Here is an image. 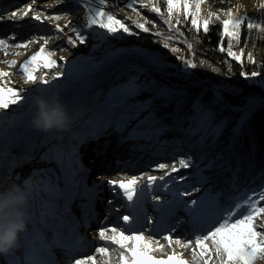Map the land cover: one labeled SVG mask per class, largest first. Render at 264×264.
Here are the masks:
<instances>
[{
	"label": "rangeland",
	"instance_id": "374dc122",
	"mask_svg": "<svg viewBox=\"0 0 264 264\" xmlns=\"http://www.w3.org/2000/svg\"><path fill=\"white\" fill-rule=\"evenodd\" d=\"M107 1L109 2V0ZM112 1L115 4L110 5V8H112L116 13L118 12L119 4L121 6H123V4L121 3V0ZM239 2L244 5L242 10H238L236 7L238 0H205V2L201 5V15L202 17H206L210 11L217 12L223 19L226 18L223 16V12H226L229 8H231L235 15L247 17L243 23L246 28L248 22L259 23L264 26V8L260 7L261 4H264V0H239ZM23 3L27 4L28 0H24ZM146 3H148V0H146ZM37 4L38 5H35V3L32 4L34 10L41 11L47 16L60 15L62 17V19L58 21L43 19L42 22H39L32 19L34 13L29 12L28 15L31 17L33 24L41 30L39 32V36L49 39L47 48L55 51L56 55L54 58L57 60V67L52 69H45L41 67L36 72L37 77L45 76V74L52 75L47 85H44L40 79H37L35 83H24V77L19 69V65L26 59H20L14 67H10L11 62L15 58L25 57L28 59L39 50V47L43 44V40L38 39V37L34 35V31L26 35L30 40H38V43H34V46L30 47V52L25 54H9V56L4 59L6 66H8L11 69V72L13 71V74L15 75L14 79H11L9 76L6 78L10 81L9 86L23 89L21 94L27 97V99L18 104L19 106L13 105L7 110L0 109V130L5 126V122L7 121L6 118L18 115V113L30 107L33 103H35V99L40 97L41 93L45 92L46 88L51 84H55L56 86L58 85V88H60L71 80L77 79V76L86 70L95 71V62L99 61V56L101 54L105 55L104 51L112 46L115 41L120 40L107 35L105 37L104 30L95 27L92 29L87 28V16L89 15L88 9L90 7L100 6L95 0H41V2H38ZM16 6L13 7V9L17 8ZM113 6L115 8H113ZM18 9H21V7ZM105 11L107 10L105 9ZM148 11L151 12L150 7L148 8ZM57 24L61 25L60 27H63L70 35H72L74 39L75 34L71 31V28L76 27L80 29L82 34L87 37L86 42L84 44H80L79 41H77V46L73 48L67 43L68 39L64 35H67L65 31L62 33L55 31ZM65 24H69V26L65 27ZM28 29L29 27L23 26L24 31H28ZM167 34L170 33L168 32ZM260 34L264 33L260 32ZM4 36L6 38L11 37L12 33L7 32ZM22 40L24 39L21 38V41ZM105 40L107 41L105 42ZM122 40H135L142 49L160 57L158 58L159 60L169 62L165 58L172 55V52L162 48V45H157L153 42H145L137 36ZM11 42H9V44H11ZM171 42L181 43L182 41L177 38ZM158 43L162 44L161 38ZM233 51L240 53L241 48L233 49ZM248 53L249 52L246 53L245 57L243 56V61H249L247 56ZM176 54L182 56L181 52ZM60 57H64L65 59L61 60ZM133 57L132 53L125 54L119 64V69L109 72L104 76V80L98 83L95 81L94 87H92L91 84L97 76L96 73L93 74L94 77L92 79L83 82L82 85L79 86V89L77 90L79 91V98L74 100L73 103L69 105L71 108L66 107L68 112L73 114L79 109L78 107L83 106L85 98L87 96H89V98H87L85 102L87 104H84V106L81 107V111L79 110L78 114L73 117L70 127L63 131L53 129L47 131L41 137L31 140L29 145L33 144L34 146L27 149L26 154L29 155L26 156V159L24 157V159L19 162L17 161L18 158L15 159L12 157L11 163H14V167L12 169L9 167L8 173L5 177L8 182L4 184L5 180L1 184L0 191L10 187L12 183L22 185L28 188V200L32 204L39 203L40 207H43L41 211H44L46 207L49 210L55 211L59 203H53L52 201H56L55 194L63 195L65 181L71 179V173L68 171V168L70 167L72 169H76L75 176L78 181V183L73 187L76 188L78 186H82L90 190V194L94 197H99V200L95 199L94 207V223L97 225V228L100 229V227H104L102 223L111 219L114 216L113 214L117 213V210H119L121 215H118L117 217L114 216V221L107 227L118 226L123 229L124 227L121 224L123 221L120 218L129 212L123 210V207L121 206L123 204H120V202L116 200V195L121 196L119 201L123 200L122 197L124 196L118 188L114 190L113 187L108 184L110 177L115 178L117 181L123 180L125 182L130 180L133 176L143 177L138 181V185L144 186L147 181V176H165V172L170 171L174 161H178L180 158L191 157V167L187 169H179L178 172L172 173L171 176H165L164 181H160L158 179L152 190L145 191V194L147 195V197H144V199L147 198L145 203V206L147 207V217H151V214L153 213L152 211L156 208L158 203L157 201H153L151 199V196L153 195L160 197V205H166L168 201L174 200L188 202L189 204L192 200H197L199 204V201H207L210 197H218L220 204L225 206L235 202L233 198H235L239 188L236 172L238 168H235L234 170L229 162L231 153L234 155L235 161H238V157H236L233 153V147L229 145L216 151L213 154L215 155L213 156L214 159L211 157L206 158V154L198 156L197 153L194 154V151L188 148L186 140L179 139L184 138L187 131H184L182 132L183 134H181L178 130L179 126L172 124L171 121L174 118L176 120L174 122L178 123L182 118L181 115L178 117H175L174 115L173 118L170 115L176 111V105L171 102V98L174 99L175 97H182L184 89L181 88L183 86L185 88L184 83L187 82V77L183 76L181 73L189 75L192 74L193 69L189 70L187 66L178 67L172 62H169L170 65H173L176 68L164 67L160 65L159 67L144 65L141 63V59L136 60L133 59ZM170 69L173 71H169ZM253 71L260 73V75L254 78H246L244 76V78L249 83L255 84L264 90L263 74L257 70ZM56 72L63 73L62 76L56 78L58 79L57 81L56 79H53ZM251 72L249 73V76ZM17 77H19V79ZM131 77H138V83L146 85V89L141 91L134 99L128 100L124 106L114 107L116 104L114 90L120 87L122 83L127 82ZM158 80L160 83L156 85L154 81ZM50 81L53 82L50 83ZM177 82H179V85H176ZM92 88L94 91L87 94V91ZM161 91L166 94L162 95ZM225 91L227 92V90ZM112 92L114 93L113 96H111L113 94ZM150 100L153 101V104ZM159 105H161V107H159ZM254 105L258 106L256 103H254ZM168 110H170L171 113H167ZM239 111L240 108L231 107L232 113ZM135 112L139 113V117H134ZM154 113L155 116L160 118L159 120L163 123L152 127L150 124H147L146 121L149 116ZM227 116L229 120H232L233 114H229ZM141 120H143V122H141ZM224 120L225 117L220 122H217L212 126L211 130L213 133L220 135L225 134L222 131ZM191 123L192 122L189 124L191 125ZM241 123L242 121L240 120L234 129H232L235 134L238 132ZM192 126L193 124L191 127ZM86 142L92 143L90 145H85ZM178 148L183 150L180 151ZM186 150L189 153H186ZM94 151L95 153H92ZM69 153L71 155L67 156L68 164L66 166H61L55 159H53V157H57L62 154L67 155ZM37 154L41 160L40 166L35 165L34 157ZM90 154L94 155L90 156ZM220 157L222 158V161L218 163ZM48 160L51 162H48ZM26 161H28V164H22ZM119 161H121V163H118V165L114 168L109 169V166ZM200 162L201 164H198ZM160 163L168 164L169 168L159 170L157 165ZM90 165L94 166L95 169L90 172H85V168H90ZM104 166H107L108 168L102 169ZM177 167H179L178 163ZM22 169H26V172L22 173ZM226 172H229L231 176L225 183L223 178L225 177ZM79 173L83 174V176ZM86 173L89 174L86 175ZM120 175H125V177L120 179ZM216 175L219 177H216ZM19 176H21V181L17 180ZM180 176L187 177V179L175 182L172 180V177ZM207 176H211L210 182L213 181V186L211 185V188L222 184V187H220L221 189L216 187V189L207 190L204 188L205 186H203V183H206L205 178ZM26 180L28 186L25 184ZM49 180L52 181L53 185L58 186L60 189L59 192L54 191V193H45L47 191L46 186L48 185ZM164 183L169 184L167 190H164L161 187ZM97 186L103 187L96 188ZM197 188H199V191H195ZM185 191L191 192V195H176L178 192ZM218 193H220V195H218ZM244 194H246V192H244ZM64 202V200L61 201V203ZM52 204H55L56 207L53 208L51 206ZM261 205L264 206V202H261ZM69 206V208H65V212L67 214L74 211L72 210L71 203H69ZM104 206L108 208L103 210L104 208L102 207ZM59 207L64 210L65 205H63V207L59 205ZM111 210H113V213L108 212ZM217 211L218 209H215L212 206L207 208L208 214H212ZM98 212H100L99 215ZM175 213H179V217L174 216L169 224L161 225L159 223H155L156 220L161 218V213H159L156 217L154 212V216L156 218L152 219L151 224L146 222V225L142 228L141 231L144 232L146 238L151 236L152 242H156L158 240L159 245H164L162 249L165 251L164 254L152 255L150 253V255H152L156 260L165 261V264H176L175 258L172 260L168 259L172 256L173 252H175L180 255L183 260L187 261L188 264H197L192 257L193 249L191 247L187 249L183 248L180 245H177L174 241L177 238L182 241L189 239L194 240L195 235L200 234L201 229L199 227L195 229L190 228L189 230L181 229L178 231V229L175 228L180 227L184 222L182 215L188 216L189 211L182 206L177 208ZM189 221L193 222L192 216L189 217ZM98 222H100L99 225ZM154 226L157 230L161 231V234L152 233ZM258 230L264 231V229L259 228ZM76 231L78 234L82 235L80 237L83 239L95 238L97 242L95 248L106 245L98 236H96V234H92L91 236L90 231V234H87L85 231L81 230L78 225ZM168 231L171 232V235H173V242L170 246L167 241L162 239V236L170 234ZM188 234H190L189 238L187 237ZM94 243L95 242H93L89 248H91ZM107 246L111 248L109 255L103 258L98 257V259L102 262L99 261L97 264H105V262L106 264H112L113 260H116L118 264H122V262L119 261L122 249L116 245ZM196 251L199 252V249H196ZM83 257L84 256H79L77 259ZM75 260H73L71 264H74ZM257 264H264V261L258 260Z\"/></svg>",
	"mask_w": 264,
	"mask_h": 264
},
{
	"label": "snow or ice",
	"instance_id": "6c2138e0",
	"mask_svg": "<svg viewBox=\"0 0 264 264\" xmlns=\"http://www.w3.org/2000/svg\"><path fill=\"white\" fill-rule=\"evenodd\" d=\"M36 0H32V3L27 4L23 9H17L16 11H11L9 14V19H14L17 17L18 12L21 13V19L27 17L29 12H33L32 19L35 21L42 22L43 19L49 20H60L62 17L60 15L47 16L33 9L32 4ZM166 10H162L155 0H148V3H144V0H140L142 8H149L152 13L157 14L167 26L169 35L165 36L159 28L154 24L153 21L144 19H135L132 21V25H129L125 21L118 19L114 14L109 11H105L104 5L106 0H97L99 7H90L88 9L89 15L87 16V28L92 29L93 27L104 30L107 35H115L117 33H124L128 35H137L136 32L132 30L134 26L135 29H139L144 33H149L151 28L147 25H152V28H156L153 35L160 37L162 46L164 48H169V42L177 39V36L183 37L184 33L181 31V25L187 22L190 18L191 28L199 33L200 29H203L204 33H208L210 30V25L214 21H219L222 24L221 41L219 44V51L221 53L227 52V56L232 60L243 63L244 49L242 48L240 53L233 51L234 42L239 44L241 42V26L247 19L246 16H237L233 13L232 9L229 8L226 12H223V16L217 12H209L206 17L201 15V5L205 0H165ZM135 0H132L128 4V7L136 12L134 7ZM264 8V4L260 5ZM223 11V10H221ZM139 16V13H137ZM66 18V17H64ZM69 24H65L68 27ZM247 28L249 30L257 29L259 32L264 33V26L259 23H247ZM56 32L62 33L63 28L59 24L55 27ZM71 31L75 34V39L71 36L68 37L67 43L73 48L77 46V41L80 44L86 42L87 37L82 34L81 30L72 27ZM227 38V48L223 46L224 38ZM15 39V37H11ZM43 40V44L39 47V50L26 59L23 63L19 65V69L23 74L24 83H35L37 79H40L44 85L48 84V80L45 76L37 77L36 72L39 68L43 67L45 69H52L57 67V60L54 58L55 51L49 50L47 45L49 44V39L43 36L39 37ZM187 43V41H185ZM31 43H38V40H28L24 43H16L14 47L16 48H26ZM12 45L9 44V38H0V47L7 49ZM189 49L193 48L192 43H187ZM170 51L172 53L180 52L179 47H171ZM7 55V52H5ZM248 60L255 63L252 53H248ZM64 60V57H60ZM151 62L154 64L159 63L158 58L151 57ZM16 61H12L10 67L16 65ZM184 63L188 68H196L197 64L193 63L192 60H185ZM201 65L204 61L200 62ZM213 71H219L213 68ZM10 74L8 72L0 70V109L7 110L10 106L18 105L25 101L27 97L22 95L23 89H18L10 87V81L6 79ZM63 73L56 72L53 79L59 78ZM242 76L246 78H254L260 75L258 72H251L250 76L246 72L241 73ZM146 89V85L138 83V77H131L125 84L121 85L115 89L116 104L115 106H124L129 99H134L140 94L141 91ZM161 94L164 95L163 91ZM67 155H60L53 157L61 166H66L68 164ZM177 163L179 167H177ZM192 166L191 157L180 158L178 161H174L169 172H165V176H171L172 173H176L179 169H187ZM159 170H165L169 168L166 163H160L157 165ZM71 173V179L65 181L64 191L71 193L72 187L78 183L76 180L75 172L76 169L68 168ZM165 176H147V181L144 186H139L138 181L143 177L133 176L127 182L121 180H109L108 184L115 190L118 188L123 196L128 201V206L132 210V215H123L122 219L124 225L128 226L126 229H121L116 227H101L98 231V235L101 241L106 242L105 246H99L95 248V252L92 255L84 256L83 258L76 259L74 264H97L98 257L103 258L108 256L111 248L107 245H116L122 251L120 252V260L122 264H165V261L156 260L151 252L157 249L153 247L152 237H145L144 232L136 228L131 227L132 221L135 218L136 222H140V212H143V201L144 193L146 190H152L153 186L156 185L157 180L164 181ZM187 177H172V180L180 181L185 180ZM27 182H25L26 184ZM164 190L169 187L168 183L161 185ZM46 190L59 192L60 189L57 185H53L52 181L49 180ZM199 191V188L195 189ZM177 196H187L191 195V192H178ZM135 198V200H134ZM153 201H157V206L155 210L161 213L162 216L172 215L177 208L185 207L190 215L193 217V221L200 226V234L195 235L194 240L189 239L182 241L181 239H175V243L183 248H192V257L197 264H257V261H264V231L259 229H264V206L261 202H264V186L260 189L246 193L242 196L235 197L234 203L230 205H221L218 197H210L207 201L192 200L190 204L188 202H183L179 200L168 201L166 205H160V197L153 195L151 196ZM198 205V206H197ZM53 208L56 207L55 204L51 205ZM209 206L218 209L217 212L212 214L207 213V208ZM149 224L152 223L151 217H146ZM259 221V223H258ZM162 239L167 241L169 246L173 242V237L171 234L162 236ZM136 241H141L139 251H137ZM159 245V241L155 242ZM160 249H163L164 245H159ZM199 249V252L196 251ZM176 259V264H188L187 261L183 260L180 255L173 252L172 256L168 259ZM44 264V262H41ZM106 264V262H105Z\"/></svg>",
	"mask_w": 264,
	"mask_h": 264
},
{
	"label": "trees",
	"instance_id": "16d2710c",
	"mask_svg": "<svg viewBox=\"0 0 264 264\" xmlns=\"http://www.w3.org/2000/svg\"><path fill=\"white\" fill-rule=\"evenodd\" d=\"M95 1L97 2V0ZM130 2L132 0H121L123 6L119 4L116 13L110 8V5L115 4L112 0H109V2L106 0L104 8L129 25H132V21L138 18L141 22L144 19L153 21L165 36L169 35L167 34L169 32L167 26L157 14L149 12L148 8H142L140 0H135L134 7L137 11L133 12L128 7ZM144 3H146V0H144ZM155 3L162 10H166L165 0H155ZM113 8L115 7L113 6ZM137 13H139V16ZM147 26L151 28L149 33H144L133 26L132 30L137 35L120 32L115 35L104 33V36L107 35L120 40L137 36L145 42L162 45L158 43L160 37L152 34L156 31V28H152V25ZM180 27L184 36H177V38L182 42H170L167 50H170L171 47H179L182 56L172 53L171 56L165 59L178 67L186 66L185 60H192L193 63L197 64V67L193 68L192 74L181 73L187 77V82L184 83L185 88L184 86L181 88L184 89L183 96L171 99L172 103L176 105V111L171 113L168 110L167 113H171L172 118L174 115L175 117L182 116L178 123L174 122L176 121L174 118L171 121L172 124L179 126L178 130L181 134L187 131L184 138L179 139L186 140L188 148L192 149L194 154L197 153L198 156L206 154V158L211 157L214 159L213 156L215 155L213 154L216 151L231 145L235 156L238 157V161H235V157L231 153L229 162L234 170L238 168L236 172L239 188L235 197L242 196L244 192L250 194L264 186V90L255 84L249 83L241 73L246 72L249 74L251 71L257 70L264 76V34H260L256 29L249 30L245 24H242L241 42L239 44L234 42L233 49L243 48L244 57L247 52L252 53L255 63L251 61L240 63L228 57L227 52L221 53L219 51L220 33L222 32V24L219 21H214L209 26L208 33H204L202 28L199 33L192 29L190 18L187 22L182 23ZM185 41L192 43L193 48L189 49ZM223 46L227 48L226 37ZM162 48L164 47L162 46ZM201 61H204L203 65H201ZM213 68L219 71H213ZM169 71L173 70L170 69ZM179 82L176 85H179ZM154 83L158 85L160 81H154ZM113 95L114 93L111 96ZM150 101L153 104V101ZM231 107L240 108V111L232 113ZM139 113L135 112L134 117H139ZM229 114H233L232 120H229L227 116ZM224 117L222 131L225 134L213 133L212 126ZM159 119L154 113L149 116L146 123L152 127L158 126V124L163 123ZM240 120L242 121L241 126L235 134L232 129ZM190 122H192L191 125L193 124L192 127L189 124ZM178 150L182 151L183 149L178 148ZM185 152L189 153L187 150ZM221 161L222 158L220 157L218 163ZM198 164H201V162ZM218 175L216 177H219ZM230 176L229 172L225 173L223 178L225 183L230 179ZM210 178L211 176L205 178L206 183L210 182ZM206 183H203V186L207 190L216 189V187L221 189L222 184L211 188L213 181L209 183L210 185Z\"/></svg>",
	"mask_w": 264,
	"mask_h": 264
},
{
	"label": "bare ground",
	"instance_id": "6f19581e",
	"mask_svg": "<svg viewBox=\"0 0 264 264\" xmlns=\"http://www.w3.org/2000/svg\"><path fill=\"white\" fill-rule=\"evenodd\" d=\"M23 1L24 0H18V4L16 6L17 8H15V9H13V7H15V6H13L4 12H0V38H6L4 35H6L7 32H11L12 33L11 37H15V39H11V37H8L9 42L13 41L10 44L12 46L8 47L7 49L0 47V70L8 72L10 74L9 77L11 79H14L15 75L13 74V71L11 72V69L8 66H6V64L4 63V59L6 57H8L9 54H21V53L25 54V53L30 52V50H31L30 47L31 46L33 47L34 43L29 44L26 48H16V47H14V45L16 43H24V42L30 40L29 37H27L26 35L32 31H34V35H36L39 39V37H40L39 32L41 31L40 29H38L33 24V21H31L30 16L23 17L21 19V13H19V12H18L17 17L14 19H9V16H7L10 14L11 11H15L19 7H21V9H23L25 7V5L32 3V0H28L27 4L23 3ZM37 1L41 2V0L40 1L36 0L35 5H38ZM23 26L29 27L28 31H24ZM64 31L67 33V36L72 37V35H70L65 29H64ZM19 36H21V37H19ZM21 38H23L24 40L21 41ZM5 52H7V55H5ZM104 52H105V55L101 54L99 56V58H100L99 61L95 62L96 63V70L95 71L86 70L83 73H81L80 75H78L77 79L71 80L66 85H64L60 88H58V85L56 86L55 84H51L48 87V89L46 90V92H44V94L41 97L42 98H49V97L56 98L58 96L60 101L62 102V104L65 107H69V105H71L74 100H77L79 98V91H77V90L79 89V86L82 85L83 82H86L89 79H92L94 77L93 74L96 73L97 76L95 77L94 82L91 84L92 87H94L95 81L98 83V82L104 80V76L107 75L109 72H113V71L118 70L119 64L122 61V57L128 53L133 54V56H134L133 59H136V60L141 59V63H143L144 65H153V66L159 67V64L162 63L161 60H159V59H158L159 63H157V64L152 63L151 59H150L151 57H155V58H159V57L156 54L150 53V52L142 49L137 44V42L135 40H119V41L117 40L114 42V44L112 46H110ZM20 59H27V58H25V57L24 58H15L13 61L18 62ZM163 62H166V61H163ZM101 63H102V65H101ZM17 78L19 79V77H17ZM91 91H94V89L92 88L89 91H87V94L90 93ZM87 98H89V96H87L85 98V102H86ZM85 102L83 103V106H84V104H87ZM83 106H81V107H83ZM35 107H36L35 103H33L30 107H28L25 110H23L22 112L18 113V115H13L12 117L6 118L7 121L5 122V126L0 130V186L6 180L5 177L8 173L9 167L11 169L14 167V163H11V158L12 157H14L15 159L18 158L17 161H19V162L22 159H24V157L26 159V156L29 155V154H26L27 149L29 147L34 146L33 144L29 145L31 143V140L39 138L43 134L46 133L45 131L38 130V129L34 128L32 123H31L32 118L35 114ZM81 107H78L79 109L74 112L75 114L73 113L74 115L72 114L73 117H75V115L78 114L79 110L81 111V109H82ZM69 108H71V107H69ZM235 130H236V128H235ZM20 136H21V139H20ZM91 143L92 142H86L85 145H90ZM92 153H95V151ZM24 154H26V155H24ZM91 155L93 156L94 154H90V156ZM34 160H35V165L40 166L41 160H40L38 154L34 157ZM119 160H120V158H119ZM48 162H51V161L48 160ZM104 163H105V161H104ZM118 163H121V161L116 162L115 164L111 163L112 165L109 166V169L114 168L116 165H118ZM22 164H28V161H26ZM119 166H121V165H119ZM107 168H108L107 166H104L102 169H107ZM93 169H95V167L90 165V168H85L84 171L90 172ZM21 172L22 173L26 172V169L25 170L22 169ZM79 174L81 176H83V174H81V173H79ZM87 174H89V173H86V175ZM124 177H125V175H120V179H123ZM17 180H21V177H19ZM110 180H116V179L113 177H110ZM7 182H8V180H6V183ZM101 187H103V186H99V187L97 186L96 188H101ZM3 188H5V187H3ZM48 192L54 193V191H48V190L45 193L47 194ZM90 193H91L90 190H88L82 186L81 187L78 186L76 188L72 187L71 193L64 191L63 195L55 194L56 195V197H55L56 201H52V202L53 203L57 202L62 207H63V205H65V207L63 210L58 205L57 207L59 209L57 208L55 210V212H52V213L55 214L58 218H63V219H61L62 221L58 220L56 218H54L53 220L42 218L44 216V214H46V212H48L47 207L45 208L44 211H41V209L43 207H40L39 203L32 204L30 201H28V205H27L28 221L31 223H34V224H41V227L43 229L47 228V227H51L52 231H55L58 233H63V234L68 233V227L69 226L67 227L68 223L66 225V220L71 221L73 223H75V222H74L73 218L65 212L66 211L65 208L70 207L68 204L70 201H71L70 203L77 201L75 198H73V196H75L79 200L82 199L81 205H85L86 204L85 201H87L88 196L90 197V199L93 198L92 197L93 195H91ZM144 197H147V195L145 193H144ZM53 200H55V199H53ZM63 200L66 203H61V201H63ZM146 200H147V198L144 199V203H146ZM106 209H104V210H106ZM112 212H113V210H112ZM65 213H66V215H65ZM79 214H80V216H79L80 219L78 218L79 219L78 222L80 221L81 225H82V223H84V221L89 223V227L87 228L86 233L87 234L91 233L90 234L91 236H92V234H96V236L99 237V235H98L99 228H97V225H95L94 219H92V217L85 218L84 216H82L81 213H78V215ZM113 215L115 217L118 216L117 213H115ZM152 215H154V214H152ZM114 216L111 219H109L107 222L102 223V225L104 227H107L111 222L114 221V219H115ZM173 216H175V214L164 217V219H163L164 225L169 224ZM190 216H191L190 213L188 214V216L182 215V219L184 222L182 223V225L180 227L175 228V229H178V231H179L181 229L189 230L190 228H193V229L199 228L200 226L197 223H195L194 221L193 222L189 221ZM176 217H179V213L177 214ZM155 223H158V222H155ZM99 224H100V222H98V225ZM121 224L124 227L123 229H126L128 227V226L124 225L123 222ZM137 224L138 223L136 222V220L134 218L132 221V227L141 231L142 230L141 225L136 227ZM28 225H29V223H27V227H29ZM81 225H80V227H82ZM161 225H163V224H161ZM84 229L85 228H83V230ZM63 230H64V232H62ZM75 230H77V225L75 226ZM89 231H90V233H89ZM69 232H71V229H69ZM152 233L153 234H161V231L157 230L154 226V230L152 231ZM168 233L171 234V232H169V231H168ZM48 235H49V233H48ZM187 237L189 238L190 234H188ZM48 238H50V237H48ZM87 241H89V243H91V244H93V242H95L93 247L91 249H88V248L81 249L82 252H78V254H80L78 256L67 257L68 264H71V262H73V260L77 259L79 256H87L89 254H94L95 245L97 244L95 238L87 239ZM103 243L106 244V242H104V241H103ZM135 243H136L137 251H139V247H140V244L142 242L136 241ZM79 245H81V244H79ZM153 247H155L157 250L154 252H151L152 255L164 254L165 251L160 249L159 245L156 244L155 242H153ZM82 253H84V254H82ZM0 259L3 260L2 253H0ZM99 261L102 262L100 259H98L97 262L99 263ZM119 261H121V260L119 259ZM112 264H118V263L116 260H113Z\"/></svg>",
	"mask_w": 264,
	"mask_h": 264
},
{
	"label": "clouds",
	"instance_id": "9594fccd",
	"mask_svg": "<svg viewBox=\"0 0 264 264\" xmlns=\"http://www.w3.org/2000/svg\"><path fill=\"white\" fill-rule=\"evenodd\" d=\"M238 10L244 8L243 3L236 5ZM35 114L32 118L34 128L42 131L67 130L73 120L59 97L35 99ZM28 188L11 184L0 191V253H7L17 247L20 234L25 232L28 223Z\"/></svg>",
	"mask_w": 264,
	"mask_h": 264
},
{
	"label": "water",
	"instance_id": "95a60500",
	"mask_svg": "<svg viewBox=\"0 0 264 264\" xmlns=\"http://www.w3.org/2000/svg\"><path fill=\"white\" fill-rule=\"evenodd\" d=\"M160 58V57H159ZM161 64H159L160 66H164V67H173V68H176L174 67L173 65L171 66L169 62H163V60H161ZM189 70L193 69V68H188ZM204 81V80H203Z\"/></svg>",
	"mask_w": 264,
	"mask_h": 264
}]
</instances>
